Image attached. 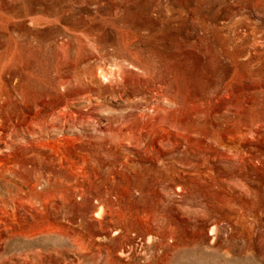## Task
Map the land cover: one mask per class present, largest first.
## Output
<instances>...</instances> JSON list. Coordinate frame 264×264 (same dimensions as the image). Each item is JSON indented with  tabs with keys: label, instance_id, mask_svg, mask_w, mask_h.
I'll return each mask as SVG.
<instances>
[{
	"label": "rangeland",
	"instance_id": "374dc122",
	"mask_svg": "<svg viewBox=\"0 0 264 264\" xmlns=\"http://www.w3.org/2000/svg\"><path fill=\"white\" fill-rule=\"evenodd\" d=\"M0 264H264V0H0Z\"/></svg>",
	"mask_w": 264,
	"mask_h": 264
},
{
	"label": "bare ground",
	"instance_id": "6f19581e",
	"mask_svg": "<svg viewBox=\"0 0 264 264\" xmlns=\"http://www.w3.org/2000/svg\"><path fill=\"white\" fill-rule=\"evenodd\" d=\"M103 71V70H102ZM102 213V212H101Z\"/></svg>",
	"mask_w": 264,
	"mask_h": 264
}]
</instances>
